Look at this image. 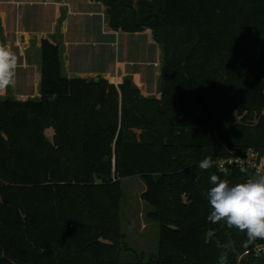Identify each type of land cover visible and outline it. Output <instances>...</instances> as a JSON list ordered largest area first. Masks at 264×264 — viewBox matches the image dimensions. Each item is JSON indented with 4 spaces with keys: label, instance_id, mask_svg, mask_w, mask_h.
Segmentation results:
<instances>
[{
    "label": "trees",
    "instance_id": "1",
    "mask_svg": "<svg viewBox=\"0 0 264 264\" xmlns=\"http://www.w3.org/2000/svg\"><path fill=\"white\" fill-rule=\"evenodd\" d=\"M98 1L112 30L152 31L161 97L132 77L68 78L59 45L43 39L40 97L0 98V264H221L224 253L238 264L227 245L242 254L252 242L207 219L210 176L225 177L199 163L264 155V0ZM228 168L232 185L253 177ZM132 177L160 225L154 262H123L108 243Z\"/></svg>",
    "mask_w": 264,
    "mask_h": 264
},
{
    "label": "crops",
    "instance_id": "2",
    "mask_svg": "<svg viewBox=\"0 0 264 264\" xmlns=\"http://www.w3.org/2000/svg\"><path fill=\"white\" fill-rule=\"evenodd\" d=\"M148 35L154 41L151 30L132 35L112 30L106 6L98 0H0V45L17 56L15 83L0 98L27 101L40 97L43 39L59 45L68 78L101 77L119 86L130 71L137 70L127 62L128 46L123 60V41L147 43ZM145 61L141 70L148 68ZM110 76L120 77L121 82L112 83ZM137 76L142 82L141 74L131 77L136 83Z\"/></svg>",
    "mask_w": 264,
    "mask_h": 264
},
{
    "label": "rangeland",
    "instance_id": "3",
    "mask_svg": "<svg viewBox=\"0 0 264 264\" xmlns=\"http://www.w3.org/2000/svg\"><path fill=\"white\" fill-rule=\"evenodd\" d=\"M135 41L137 42V39ZM135 41H123V60L125 58V46H128L126 58L129 61L127 62L133 63L137 67V70H129L131 72L129 77H133L134 74H141L142 85H138V78L134 83L140 89L142 96L160 99L162 48L152 41L149 35L147 43L143 41L136 43ZM146 59L148 68L141 70L140 68H144ZM47 136L50 140L53 139V129L47 131ZM122 191L123 198L117 220L119 227L117 231H111L113 238H111V242H108L112 245L110 248L118 254L123 262H154L159 256L160 225L150 221L148 213L152 208L141 199L142 193L145 191V184L140 177L127 178L122 181ZM226 249L235 254L238 251L234 243H229ZM224 256L226 259L230 257L227 253H224ZM237 262L238 264L242 262L241 256H237Z\"/></svg>",
    "mask_w": 264,
    "mask_h": 264
},
{
    "label": "clouds",
    "instance_id": "4",
    "mask_svg": "<svg viewBox=\"0 0 264 264\" xmlns=\"http://www.w3.org/2000/svg\"><path fill=\"white\" fill-rule=\"evenodd\" d=\"M16 69L17 56L6 46L0 45V93L14 85ZM50 99H55V93ZM214 163L225 178L221 179L216 174L210 176L211 187L206 193L210 205L207 219L212 223L225 221L229 227L246 232L250 242L264 239V173L257 172L255 177L232 185L227 179L231 175L230 170L224 162H214L211 157H205L199 167L208 170ZM240 171L244 173L247 169L241 167ZM220 260L221 264H225L224 256Z\"/></svg>",
    "mask_w": 264,
    "mask_h": 264
},
{
    "label": "built area",
    "instance_id": "5",
    "mask_svg": "<svg viewBox=\"0 0 264 264\" xmlns=\"http://www.w3.org/2000/svg\"><path fill=\"white\" fill-rule=\"evenodd\" d=\"M224 162L225 167H235L241 168L244 167L247 170H250L253 174V177L256 176L257 172L264 173V155H261L259 152L254 149H250L245 154H239L237 151H232L230 155L224 159H218L215 162ZM228 161H231L229 164ZM213 165H217L214 163ZM252 245L241 256L243 258L253 255L256 258H264V239H256L251 241ZM240 262V261H239Z\"/></svg>",
    "mask_w": 264,
    "mask_h": 264
},
{
    "label": "water",
    "instance_id": "6",
    "mask_svg": "<svg viewBox=\"0 0 264 264\" xmlns=\"http://www.w3.org/2000/svg\"><path fill=\"white\" fill-rule=\"evenodd\" d=\"M96 81L98 82L99 79L97 78ZM236 254H237L238 257L241 255L240 252H238V251L236 252Z\"/></svg>",
    "mask_w": 264,
    "mask_h": 264
}]
</instances>
